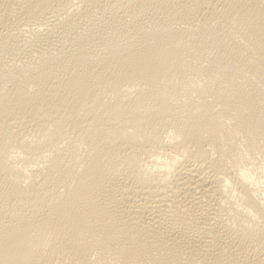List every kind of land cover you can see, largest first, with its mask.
Instances as JSON below:
<instances>
[{
	"label": "bare ground",
	"instance_id": "6f19581e",
	"mask_svg": "<svg viewBox=\"0 0 264 264\" xmlns=\"http://www.w3.org/2000/svg\"><path fill=\"white\" fill-rule=\"evenodd\" d=\"M263 162L264 0H0V264H264Z\"/></svg>",
	"mask_w": 264,
	"mask_h": 264
},
{
	"label": "rangeland",
	"instance_id": "374dc122",
	"mask_svg": "<svg viewBox=\"0 0 264 264\" xmlns=\"http://www.w3.org/2000/svg\"><path fill=\"white\" fill-rule=\"evenodd\" d=\"M8 63H9L10 65L12 64V66L14 65V62H13V61H12V62H9V61H8L7 64H8ZM9 64H8V66H10ZM259 160L261 161V158H260ZM263 163H264V162H263ZM263 182H264V180H263Z\"/></svg>",
	"mask_w": 264,
	"mask_h": 264
}]
</instances>
